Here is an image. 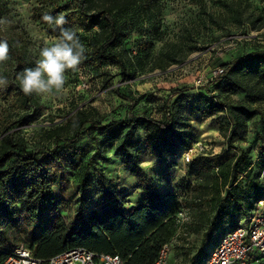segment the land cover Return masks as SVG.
<instances>
[{
  "label": "trees",
  "instance_id": "obj_1",
  "mask_svg": "<svg viewBox=\"0 0 264 264\" xmlns=\"http://www.w3.org/2000/svg\"><path fill=\"white\" fill-rule=\"evenodd\" d=\"M37 2L36 16L48 33L60 36L62 28L77 30L86 46L85 56L79 64L83 67L99 70L104 64L114 62L120 66L123 77L128 79L151 63L153 41L144 43L143 54H132L124 46L129 35V22L150 21L155 39H164L158 19L163 12V0ZM201 8L205 9L204 3ZM240 8L241 1L234 10L235 19L244 16ZM46 15L63 16L66 23L59 26L49 24L44 19ZM257 21H260V27H257L260 30L264 26V14L256 15L252 20L253 23ZM211 22L214 23V19ZM0 40L8 42V54L22 60L19 49L12 46L1 25ZM156 66L159 65L153 64ZM221 66L222 72L213 79L218 88L246 92L254 102L264 100L263 47ZM0 77L7 81L0 86L5 97L12 96L22 108H34L31 115L26 113L18 121L0 122V264L21 245L31 249L38 258H50L72 247H85L96 253L118 254L127 264H154L166 244L172 246L173 239L178 237L186 241L192 234L200 235L198 252L191 255L190 248L184 244L176 248L189 257L190 264H195L194 256H198L203 264L210 253L206 247L212 245L220 226L230 220L231 227L221 233L224 235L233 230L239 225L238 220L243 215L249 217L257 202L264 198L261 171H255L257 164L264 168L263 131L259 133L262 155L257 162L243 149L218 166L194 157L188 164L196 163L195 186L179 196L173 190L162 191L157 183L152 182L142 167L140 153L145 151L147 155L165 158L178 153L179 149L186 152L193 146V125L184 113L185 106L180 105L174 111L170 97L164 101L162 118L133 115L104 122L96 107L76 105L64 122L52 123L46 129L47 138L57 145L38 150L29 145L28 139L17 128L40 118L39 101L22 91L12 73L3 71ZM115 90L120 92L117 88ZM205 91L199 96L200 110L208 116L224 113L230 147H233L237 131L246 129L249 120L256 115L263 119V111L258 105L223 101L219 94H212L209 85ZM119 94L122 98H129L121 92ZM187 102L195 106L192 96L187 97ZM140 130L144 131L143 138L138 136ZM83 133L96 142L102 140V144H115L116 154L136 177L138 188L142 190L139 203L128 206L129 191L117 184L108 186L103 169L91 158L75 161L71 156L69 160L75 163V177L80 186H90L93 183L91 171L98 173L101 199L98 209L86 211L80 205L73 220L61 213L54 184H59L64 176L63 157L81 151L76 143L64 146L60 143ZM183 209L191 210L193 216L184 233L180 234L177 214Z\"/></svg>",
  "mask_w": 264,
  "mask_h": 264
},
{
  "label": "rangeland",
  "instance_id": "obj_2",
  "mask_svg": "<svg viewBox=\"0 0 264 264\" xmlns=\"http://www.w3.org/2000/svg\"><path fill=\"white\" fill-rule=\"evenodd\" d=\"M240 1L244 16L235 19L234 10ZM162 3L163 12L158 16L164 33L162 41L155 39L150 21L128 23L129 35L124 46L132 54H143L142 47L146 41L155 43L152 62L144 69H139L134 77L124 78L120 66L114 62L104 64L99 70L78 65L67 70L62 92L32 93L40 103L41 116L36 122L17 128L32 148L43 150L55 147L57 142L47 138L46 129L52 123L64 122L76 105L96 107L104 122L133 115L162 118L165 114L164 101L171 97L174 111L180 105L186 107L184 113L193 125V146L197 149L194 157L197 160L210 161L218 166L229 157L240 154V149L246 151L254 162L259 160L262 155L259 133L264 132V100L254 102L246 92L220 89L213 79L222 68V63L246 55L256 48H264V26L257 30L260 21L252 22L256 15L264 14V0H163ZM201 3H204L205 9L201 8ZM37 5V0H0V25L9 42L19 49L22 56V60H19L22 62H19L16 56L8 54L9 59L0 62V72L12 73L19 87V74L25 68L35 66L39 50L59 38L48 33L44 23L36 16ZM211 19H214V23ZM155 63L159 66L153 67ZM207 85L212 94H219L223 101L233 104L246 102L260 106L263 111L262 120L256 115L248 121L246 129L237 131L233 147L227 144L229 130L224 113L208 116L200 110L199 96L206 93ZM116 88L129 98H122ZM188 96L193 97L195 106L188 104ZM33 110V107L22 108L12 96L5 97L0 92V122L18 121L26 113L31 115ZM138 136L143 138L144 131L140 130ZM66 142L60 144L76 143L81 153L63 157L64 176L59 184H54L62 214L73 220L80 205L86 211L98 209L101 199L98 173L91 171L93 183L90 186H80L75 177V163L69 160L71 156L75 161L91 158L103 169L108 186L117 184L129 191L128 206L140 202L142 190L138 188L136 177L131 175L121 157L116 154L115 144H102V140L96 142L87 133ZM184 155L185 150L182 149L165 158L147 155L145 151L140 153L142 167L149 173L152 182L157 183L162 191L173 190L179 196L185 195L190 187L195 186L198 172L196 163H186ZM255 171H261V179L264 180V168L260 164L255 166ZM192 216L189 209L177 214L180 234L184 233ZM248 219L243 215L238 224L246 223ZM230 227V220L220 226L212 239V245L206 247L207 253L221 240V232ZM199 238L200 235L192 234L186 241L179 237L173 239L168 264H190L189 257L176 247L184 244L193 255L199 251ZM194 257L195 264H201L198 256Z\"/></svg>",
  "mask_w": 264,
  "mask_h": 264
},
{
  "label": "built area",
  "instance_id": "obj_3",
  "mask_svg": "<svg viewBox=\"0 0 264 264\" xmlns=\"http://www.w3.org/2000/svg\"><path fill=\"white\" fill-rule=\"evenodd\" d=\"M222 69L216 72L220 73ZM196 147L185 152V161L194 158ZM171 244H166L154 264H168ZM2 264H127L118 254L96 253L85 247H72L50 258H38L21 245ZM203 264H264V198L260 199L246 223L226 232Z\"/></svg>",
  "mask_w": 264,
  "mask_h": 264
},
{
  "label": "clouds",
  "instance_id": "obj_4",
  "mask_svg": "<svg viewBox=\"0 0 264 264\" xmlns=\"http://www.w3.org/2000/svg\"><path fill=\"white\" fill-rule=\"evenodd\" d=\"M49 24L64 25L63 16L46 15ZM86 46L82 43L75 28H62L58 40L39 50L35 66L25 68L18 76L25 94H58L66 83V72L78 66L85 56ZM9 45L0 40V62L9 59ZM7 83L0 77V86Z\"/></svg>",
  "mask_w": 264,
  "mask_h": 264
}]
</instances>
